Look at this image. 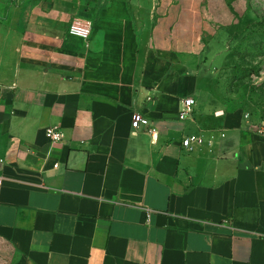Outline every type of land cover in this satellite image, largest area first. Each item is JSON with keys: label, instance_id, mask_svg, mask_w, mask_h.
Wrapping results in <instances>:
<instances>
[{"label": "crops", "instance_id": "obj_1", "mask_svg": "<svg viewBox=\"0 0 264 264\" xmlns=\"http://www.w3.org/2000/svg\"><path fill=\"white\" fill-rule=\"evenodd\" d=\"M229 14L106 0L64 46L62 8L0 10V264H264V136L202 84Z\"/></svg>", "mask_w": 264, "mask_h": 264}, {"label": "rangeland", "instance_id": "obj_2", "mask_svg": "<svg viewBox=\"0 0 264 264\" xmlns=\"http://www.w3.org/2000/svg\"><path fill=\"white\" fill-rule=\"evenodd\" d=\"M24 1V0H23ZM41 10L62 8L71 19L92 21L106 0H27ZM14 0H0L9 10ZM230 10L225 34L208 53L202 69L207 99L226 110H239L251 118H264V0H227ZM68 20V21H69ZM261 21L262 25H256ZM66 35L62 33V39ZM77 44L79 41L74 38Z\"/></svg>", "mask_w": 264, "mask_h": 264}, {"label": "built area", "instance_id": "obj_3", "mask_svg": "<svg viewBox=\"0 0 264 264\" xmlns=\"http://www.w3.org/2000/svg\"><path fill=\"white\" fill-rule=\"evenodd\" d=\"M91 21L85 19H71L69 20L66 28L65 33L68 36L76 37L80 39L82 44L86 46L88 44L90 32H91ZM180 108L176 111V118L178 120H185L189 119L192 114V108L195 104V100L193 96H186L180 98ZM215 114H220L221 110L215 111ZM243 117L245 119V127L260 136H264V118L256 117L251 118V115L247 113H243ZM139 124H148L147 118H145L139 112H133L130 120V126L132 128H137ZM147 131L150 135L153 134V130L148 128ZM43 136L47 140V142L52 145L62 138V133L58 126L50 125L43 129ZM197 143L198 138L196 136H186L181 140V144L183 146H190L191 143Z\"/></svg>", "mask_w": 264, "mask_h": 264}, {"label": "trees", "instance_id": "obj_4", "mask_svg": "<svg viewBox=\"0 0 264 264\" xmlns=\"http://www.w3.org/2000/svg\"><path fill=\"white\" fill-rule=\"evenodd\" d=\"M256 25H258V26H259V25H262V22H261V21H257V22H256ZM69 37H70V36L65 35L64 38L62 39V40H63V43H62V44H63L64 46L69 45V44H68Z\"/></svg>", "mask_w": 264, "mask_h": 264}]
</instances>
